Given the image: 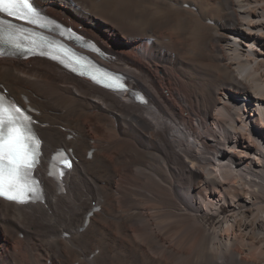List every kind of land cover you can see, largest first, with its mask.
I'll return each mask as SVG.
<instances>
[{
	"label": "bare ground",
	"instance_id": "1",
	"mask_svg": "<svg viewBox=\"0 0 264 264\" xmlns=\"http://www.w3.org/2000/svg\"><path fill=\"white\" fill-rule=\"evenodd\" d=\"M35 2L129 88L0 55V89L37 120L44 188L0 198V264H264V0Z\"/></svg>",
	"mask_w": 264,
	"mask_h": 264
},
{
	"label": "snow or ice",
	"instance_id": "2",
	"mask_svg": "<svg viewBox=\"0 0 264 264\" xmlns=\"http://www.w3.org/2000/svg\"><path fill=\"white\" fill-rule=\"evenodd\" d=\"M0 12L20 19L38 15L30 0H0ZM29 22L36 21L29 19ZM26 38L22 29H13L11 23L0 20V45L16 52L30 51L22 43ZM30 122L31 118L22 109L0 97V195L9 199H22L25 192L34 191L27 186V181L36 162L39 141L30 129Z\"/></svg>",
	"mask_w": 264,
	"mask_h": 264
},
{
	"label": "rangeland",
	"instance_id": "3",
	"mask_svg": "<svg viewBox=\"0 0 264 264\" xmlns=\"http://www.w3.org/2000/svg\"><path fill=\"white\" fill-rule=\"evenodd\" d=\"M50 15H51V13L50 12H48ZM61 21V20H60ZM64 23V22H63ZM64 24H66V23H64ZM67 26H70V25H68V24H66ZM93 40V39H92ZM93 41H95V40H93Z\"/></svg>",
	"mask_w": 264,
	"mask_h": 264
}]
</instances>
